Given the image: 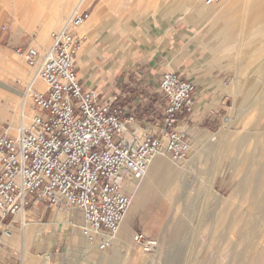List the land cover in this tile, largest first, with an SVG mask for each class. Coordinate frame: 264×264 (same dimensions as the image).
I'll list each match as a JSON object with an SVG mask.
<instances>
[{
	"label": "rangeland",
	"instance_id": "obj_1",
	"mask_svg": "<svg viewBox=\"0 0 264 264\" xmlns=\"http://www.w3.org/2000/svg\"><path fill=\"white\" fill-rule=\"evenodd\" d=\"M62 2L64 0H50L41 10L39 0H0V83L23 93L34 70L17 52L30 46L41 55L46 53L51 45V34L63 26L79 0L72 1L67 16L57 24L53 16ZM86 3L82 10L91 14L93 8ZM100 3L103 4V0H97L96 5ZM103 7L105 23L109 26L124 18L129 24L142 23L155 28L187 24L194 34L200 30L206 37L207 48L213 49L209 50L208 57L215 59L207 63L226 103L219 120L212 124L189 120L186 125L191 144L189 158L182 163L168 158L182 177L169 188L156 179L145 189L140 212L131 218L128 227L123 222L118 233L117 239L122 238L128 249L119 250L116 264H236L229 260L230 253L225 252V245L215 241L216 236L226 232L217 217L228 216L235 222L238 212L249 214L243 190L246 172L250 167L264 170V38L254 35L252 20L253 15L259 14V20L264 21V14L252 8L247 0H224L212 8L217 9L213 17L210 14L201 16L200 0H112ZM81 29L76 32L88 36ZM40 34L44 49L37 48ZM12 62L20 64L21 71L24 70L25 83H16L9 75ZM17 99L20 107L22 98ZM18 126L19 121L15 129L10 122L0 121V129L11 128L12 133ZM55 212L50 224L60 216L83 224L80 210L56 209ZM179 222L186 228L180 229L177 239L171 241ZM41 224L29 234L25 256L21 251L22 229L16 233L13 227L10 229L13 242L4 234L7 228L0 224V240L3 239L0 260H12L17 264H101L89 255L91 250L79 232L68 229L65 224H52L46 233L38 231ZM125 226L128 230L123 234ZM137 233L157 241L159 249L149 252L144 246L136 245ZM40 242L49 252L41 249ZM98 252L104 256L108 253Z\"/></svg>",
	"mask_w": 264,
	"mask_h": 264
},
{
	"label": "built area",
	"instance_id": "obj_2",
	"mask_svg": "<svg viewBox=\"0 0 264 264\" xmlns=\"http://www.w3.org/2000/svg\"><path fill=\"white\" fill-rule=\"evenodd\" d=\"M90 18L76 7L51 34L44 55L30 46L17 52L34 73L22 93L25 122L14 133L0 129V224L7 221V231L15 225L23 230L33 199L58 210H80L86 245L105 252L115 246L131 207L130 184L143 179L160 155L175 163L189 158L186 125L195 111L196 86L176 72L163 74L159 87L167 106L156 127L115 107L118 97L103 100L95 88L85 89L77 60L88 38L76 30ZM134 124L147 130L142 137L129 133ZM134 242L149 252L159 249L143 233Z\"/></svg>",
	"mask_w": 264,
	"mask_h": 264
},
{
	"label": "crops",
	"instance_id": "obj_3",
	"mask_svg": "<svg viewBox=\"0 0 264 264\" xmlns=\"http://www.w3.org/2000/svg\"><path fill=\"white\" fill-rule=\"evenodd\" d=\"M96 2L87 0V7L93 8L90 19L94 20L81 27V31L88 33L77 60L78 75L85 89L95 88L103 100L118 97L115 107L156 127L162 122L167 106L160 91V80L165 72H176L183 81L196 86L195 111L190 121L212 124L219 120L225 109V98L220 95L217 80L213 79L207 63L215 59L208 57L209 50L213 49L207 48L206 37L200 30L194 34L187 24L168 28L129 24L124 18L109 26L105 23L106 10L97 9L100 5ZM128 131H136L142 137L147 130L134 124ZM55 210L33 199L27 220L50 224L56 216ZM7 223L1 225L7 226ZM13 228L15 233L21 229L18 225ZM38 245L47 249L41 242ZM0 264L17 263L0 260Z\"/></svg>",
	"mask_w": 264,
	"mask_h": 264
},
{
	"label": "bare ground",
	"instance_id": "obj_4",
	"mask_svg": "<svg viewBox=\"0 0 264 264\" xmlns=\"http://www.w3.org/2000/svg\"><path fill=\"white\" fill-rule=\"evenodd\" d=\"M49 1L50 0H39L40 5H41V10L43 9V7L45 5H48ZM72 1L73 0H64V2H62L61 5L59 6L60 8L58 7L59 10L56 11L55 16H53L55 21L58 22L57 24H59V22L64 20L65 16H67L66 14H67V11L69 10V7H70ZM86 1L87 0H79V3L77 4L76 7L83 8L84 3ZM190 1H195V0H190ZM200 1L202 2L201 16L204 17V16L210 14V17H213L214 14L216 13L217 9H212L213 7H205L203 5V0H200ZM247 1L250 2V5L252 6V8L258 9L259 12L264 14V0H247ZM111 2H112V0H103V4L100 3L101 5L97 6V9H98V7L103 8L104 5H108ZM181 2H183V1H181ZM237 5H235V6H237ZM15 13H16V15H15L16 18H18L19 17L18 12L16 11ZM258 15L259 14L253 15L252 20L255 23L254 35L256 37H259V39H261L260 37L264 38L263 37L264 36V21L259 20ZM66 19H67V17H66ZM52 20H50V21H52ZM56 22H55V24H56ZM53 23L54 22L52 21L51 24H53ZM97 23L98 22H96V24ZM45 24L47 25L46 22H45ZM84 34H86V33H84ZM36 44H37L38 49H44V45L41 44V34L39 35ZM12 60H14V59H12ZM11 65L13 66V69H11V71L9 72V75L12 77V79L16 83H20V84L25 83L27 81V75L23 72L24 70L21 71V69H20L21 66H19L20 64L18 65V63L12 62ZM40 86H41V88H44L43 83H41ZM0 89L4 90V91L0 90V121L10 122L12 124V126L14 127L13 129H15L18 121H19V124L22 120L25 122L26 118H24V115H23L24 112L23 111H25L26 104L24 103V99L22 98V94L18 89H15L13 87H9V86L2 84V83H0ZM19 97L22 98V103H20V107H19V101L17 99ZM19 108H20V110H19ZM223 143L227 144L226 141H224ZM176 168L177 167L174 168L170 165L168 158L166 156L160 155L153 160V162L151 163V165H150L146 175L143 177V179H141L139 181H134L130 184L129 193L133 196V203H131V207H130V209H129L126 217H125V220H124L125 225H127V227H128V223L131 220V218L135 214L140 212L143 192L145 191V189L151 187V184L156 179L161 180L162 185L166 188L167 187L169 188V186H171L175 182L179 181V179L182 177V173ZM244 180H245V184H244L245 189H243V190H244L245 198H246L247 202L249 203L248 205L250 208V213L249 214H243V213H240L237 211L239 213L238 214L235 212L236 214H238V216L236 215L237 219L235 220V222H231L232 220L230 221L228 219V216L217 217L218 219L217 218L216 219L218 221L217 220L216 221L222 227L226 228V232L222 233L218 237L216 236L215 241L217 243L225 245V247H226L225 252L230 253L231 259H229V260L236 262V264H264V170L258 171L255 168L250 167L246 172ZM243 183H241V184H243ZM237 191H238V188H237ZM240 192H239V195H240ZM52 224H54V225L55 224H65V226L68 229H71L74 232H77V234H78V232L81 234L82 225L75 222L74 220H72L71 217L64 220V218L60 216V217H58L56 222H54ZM52 224H45V225L41 224L40 225L41 228L38 231L46 232L48 230L47 228L49 226L51 227ZM37 226H38L37 222L32 223V224H31V222H27L25 228L22 230L23 232L21 234L22 235V238H21L22 250L21 251L24 254L23 256H25L27 254V246H26L27 238L31 236V235L29 236V234H33L32 232L34 229L36 230ZM127 227L125 226L123 228V234L127 233V230H128ZM185 228H186V226L183 224V222L177 223V226L175 228L174 233L172 232L173 234L170 238L171 241H174L175 239H177V236L179 234L180 229L183 230ZM35 232H37V231H35ZM41 233H43V232H41ZM5 235L9 239L13 238V233L11 231L6 230ZM14 236H16V235H14ZM80 237H83L82 234L80 235ZM2 240L3 239H1L0 242H2ZM13 240L14 239H12V241ZM74 245H76V244H74ZM216 245L218 246V244H216ZM86 247H88V246L86 245ZM124 247H125V242L122 240V238H119V239H117L115 246L113 248L109 249V251L108 250L106 251L108 253L105 256L100 255L99 252L97 253V251L95 249H92L89 247H88V249H89V251L91 250L90 251L91 253L89 255L92 258L97 259L99 262H101V264H116L118 261V258H119L118 252L120 249L122 250ZM239 248L242 250L239 251ZM126 249H128V248H126ZM141 257H143V256H141ZM174 259H177V256L174 257Z\"/></svg>",
	"mask_w": 264,
	"mask_h": 264
}]
</instances>
